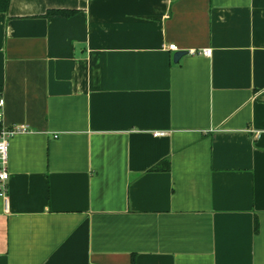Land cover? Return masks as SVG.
<instances>
[{
  "label": "crops",
  "instance_id": "obj_1",
  "mask_svg": "<svg viewBox=\"0 0 264 264\" xmlns=\"http://www.w3.org/2000/svg\"><path fill=\"white\" fill-rule=\"evenodd\" d=\"M0 88V264H264V0H11Z\"/></svg>",
  "mask_w": 264,
  "mask_h": 264
},
{
  "label": "built area",
  "instance_id": "obj_2",
  "mask_svg": "<svg viewBox=\"0 0 264 264\" xmlns=\"http://www.w3.org/2000/svg\"><path fill=\"white\" fill-rule=\"evenodd\" d=\"M169 50L177 51L178 48L175 44L169 45ZM193 55L211 56V49H204L201 51H190ZM5 100L0 97V198L4 199L7 203L8 194L10 190V179L11 173L9 169V158H10V144L12 139L20 133L28 132V126H8L5 123ZM158 135H164L158 134Z\"/></svg>",
  "mask_w": 264,
  "mask_h": 264
},
{
  "label": "trees",
  "instance_id": "obj_3",
  "mask_svg": "<svg viewBox=\"0 0 264 264\" xmlns=\"http://www.w3.org/2000/svg\"><path fill=\"white\" fill-rule=\"evenodd\" d=\"M11 0H0V13H6L9 10ZM74 12L69 11H50L48 16H68ZM0 97H1V88H0ZM258 221L255 222V231L258 232Z\"/></svg>",
  "mask_w": 264,
  "mask_h": 264
},
{
  "label": "water",
  "instance_id": "obj_4",
  "mask_svg": "<svg viewBox=\"0 0 264 264\" xmlns=\"http://www.w3.org/2000/svg\"><path fill=\"white\" fill-rule=\"evenodd\" d=\"M184 55H185L184 52H178V53L175 55V62H178V61L180 60V58H182Z\"/></svg>",
  "mask_w": 264,
  "mask_h": 264
}]
</instances>
